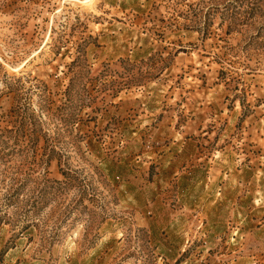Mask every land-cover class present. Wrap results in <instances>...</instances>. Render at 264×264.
<instances>
[{"label":"rangeland","instance_id":"rangeland-1","mask_svg":"<svg viewBox=\"0 0 264 264\" xmlns=\"http://www.w3.org/2000/svg\"><path fill=\"white\" fill-rule=\"evenodd\" d=\"M0 264H264V0H0Z\"/></svg>","mask_w":264,"mask_h":264}]
</instances>
